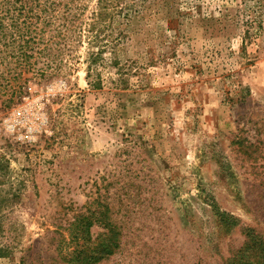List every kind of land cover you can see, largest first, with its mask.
I'll return each mask as SVG.
<instances>
[{
  "label": "rangeland",
  "instance_id": "1",
  "mask_svg": "<svg viewBox=\"0 0 264 264\" xmlns=\"http://www.w3.org/2000/svg\"><path fill=\"white\" fill-rule=\"evenodd\" d=\"M211 1L221 23L133 17L120 86L88 84L84 47L50 77L0 64V264H65L71 217L104 205L119 245L99 264H223L264 233V0Z\"/></svg>",
  "mask_w": 264,
  "mask_h": 264
},
{
  "label": "trees",
  "instance_id": "2",
  "mask_svg": "<svg viewBox=\"0 0 264 264\" xmlns=\"http://www.w3.org/2000/svg\"><path fill=\"white\" fill-rule=\"evenodd\" d=\"M149 1L153 0H0V64L7 70L13 68L10 77L28 70L50 77L61 72L62 65L71 62L74 65L77 62L75 52L84 47L88 84L101 88V71L114 68L117 77L113 78V83L120 86L126 84L127 79L116 53L128 36L133 17L144 23L155 17L171 22L175 15L180 17L188 13L203 25L212 20L221 23V16L226 15L221 13L214 17L209 10L211 0H195L185 10H173L172 5H181L180 0H161L151 9ZM226 2L220 3L219 12H224ZM245 34L242 36L244 47L246 40L259 37L257 32L249 34L246 30ZM107 209L104 205L103 209L92 208L86 213L73 214L66 227L67 237L58 242V251L65 264H99L112 255L119 245V230L113 225ZM212 210L219 223L227 228L239 223L236 216L220 210L215 203H212ZM97 223L104 231L92 238L90 228ZM244 234L243 245L223 264H264V233L246 227Z\"/></svg>",
  "mask_w": 264,
  "mask_h": 264
}]
</instances>
